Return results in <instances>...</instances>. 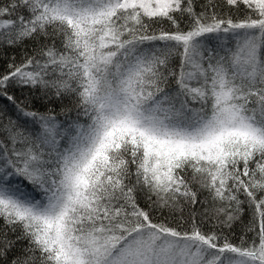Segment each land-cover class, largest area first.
I'll return each instance as SVG.
<instances>
[{
	"label": "snow or ice",
	"instance_id": "snow-or-ice-1",
	"mask_svg": "<svg viewBox=\"0 0 264 264\" xmlns=\"http://www.w3.org/2000/svg\"><path fill=\"white\" fill-rule=\"evenodd\" d=\"M4 48L0 264H264V0H0Z\"/></svg>",
	"mask_w": 264,
	"mask_h": 264
},
{
	"label": "trees",
	"instance_id": "trees-1",
	"mask_svg": "<svg viewBox=\"0 0 264 264\" xmlns=\"http://www.w3.org/2000/svg\"><path fill=\"white\" fill-rule=\"evenodd\" d=\"M202 2V0H201ZM199 10V9H198ZM240 17H243V13L240 14ZM15 55L16 57V62L19 63L20 59H21V55H22V51L20 48H4V49H0V73L4 72L7 68V64L10 62L11 57ZM10 91H15V95L17 96H21V92L18 89H10ZM24 95H27V90L24 91L23 93ZM7 104L6 101L4 100H0V106H3ZM44 102L43 101H38L35 104V107L41 111H46V108L43 107ZM48 107H52L54 108V111L56 113L60 112V104L57 102L54 105H48ZM8 113L9 114H14V109L9 105L8 106ZM60 119H62V117H59ZM27 183V182H25ZM204 195H206V193L201 195V199L204 198ZM141 206H146L145 205V201L143 199L140 200ZM245 211L244 213L240 216V218L233 224L232 226V234H233V240L234 243L239 244L240 242V237L242 235L245 234V227L246 225H248L250 219H251V211L248 210L247 205L243 206ZM165 215H167V212H165ZM0 223H2V221H0ZM207 227V225H206ZM224 231L227 233L228 229H224ZM252 235V233H247V236L250 238ZM19 253V247H17V249L13 252L9 254V257H11L12 255L18 254Z\"/></svg>",
	"mask_w": 264,
	"mask_h": 264
}]
</instances>
